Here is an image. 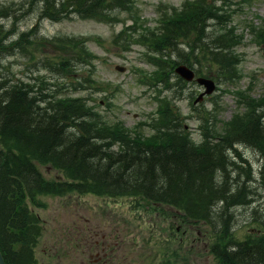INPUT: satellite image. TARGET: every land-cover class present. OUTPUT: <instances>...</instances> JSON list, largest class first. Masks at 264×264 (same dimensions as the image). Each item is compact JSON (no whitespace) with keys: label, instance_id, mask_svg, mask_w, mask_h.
Wrapping results in <instances>:
<instances>
[{"label":"trees","instance_id":"obj_1","mask_svg":"<svg viewBox=\"0 0 264 264\" xmlns=\"http://www.w3.org/2000/svg\"><path fill=\"white\" fill-rule=\"evenodd\" d=\"M135 5V0H25L0 5V19L38 13L29 30L17 32L14 27L5 32L0 26V55L25 57L27 64L57 78L52 83L41 74L29 80L0 75V249L5 261L39 264L35 250L44 227L36 209L47 207L43 197L93 194L134 198L155 209L174 208L180 211L181 223H203L208 229L218 264H264V93L253 98L236 92L238 109L221 125L215 123L218 107L199 112L203 139L197 142L177 104L165 95L158 101L153 132L145 134L119 120L108 122L86 97L63 90L68 83L74 91L84 83L98 85L94 69L84 76L88 68H95L96 55L86 36H41L42 20L61 21L77 14L113 24ZM228 10L216 0H195L181 11L166 12L159 35L148 28V34L137 38L123 32L165 53L164 59L152 57L159 69L154 75L165 88L172 85L173 92L187 86L173 73L178 63L234 82L240 75L236 47L243 34L236 26L228 27ZM258 38L264 41V29ZM179 41L188 51L179 49L176 60L169 49H177ZM49 44L57 49L51 55L43 53ZM238 144L263 160L257 176ZM42 166H51L63 177H45ZM250 205L255 206L249 218L260 232L238 239L236 210Z\"/></svg>","mask_w":264,"mask_h":264},{"label":"rangeland","instance_id":"obj_2","mask_svg":"<svg viewBox=\"0 0 264 264\" xmlns=\"http://www.w3.org/2000/svg\"><path fill=\"white\" fill-rule=\"evenodd\" d=\"M22 1L24 0H0V5ZM183 1L137 0L139 22L147 20L149 26H155L159 17L157 6L160 3L181 7ZM231 2L230 23L237 26L238 32L244 33L242 44L236 48V52L243 57L239 68L243 76L234 84L220 79L217 91L207 97L213 99L203 103L205 108L210 109L211 101L214 103L213 100L216 99L222 107L220 117L225 120L231 118L236 107V95L232 90L251 89L254 96H259L264 90V42L258 40L247 25L248 22L262 25L264 0ZM130 16L127 11L121 13L120 17L126 18L125 25L133 24ZM37 17V12L27 13L18 20L11 15L0 19V26L5 32L14 30V27L17 32H21L31 29L37 22ZM123 26L124 23H102L73 15L61 22L43 20L40 34L49 38L56 35H83L89 38L91 51L99 57L96 60L97 80L118 86V91L111 98L114 103L111 109L101 102L106 97L110 100L107 93H96L88 85L82 87L85 90L75 93L81 96L91 93L100 102L96 105L97 110L109 120L119 119L126 127L132 128L141 122H149L157 102L153 97L155 90L140 81L142 75L138 70L150 71L153 65L145 55L146 48L137 44L126 52L112 41ZM49 45L52 47L46 46L43 50L53 54L57 49L52 44ZM117 65L124 66L126 70H117ZM11 74L28 80L44 74L49 81L54 80L53 73L27 64L25 57L0 55V75ZM211 75L216 76V73ZM66 89L69 90L67 93L73 92L72 87ZM202 90L194 82L180 91L185 98L178 100V105L185 115H189L192 109L190 94L198 96ZM186 122L197 137L199 121L190 117ZM139 127L145 133L152 131L146 125ZM240 150L252 162L254 175L257 176L260 164L258 155L247 147H241ZM42 172L49 179L62 177L52 167L43 166ZM260 196L257 197V204ZM42 200L47 203V207L36 209L44 227L35 250L39 264H218L210 250L208 229L203 223H181L180 211L174 208L158 205L155 209L134 198H110L93 194L46 196ZM250 206H241L236 210L235 235L238 239H244L248 231L254 233V228L257 227L250 222L249 214L255 205Z\"/></svg>","mask_w":264,"mask_h":264},{"label":"water","instance_id":"obj_3","mask_svg":"<svg viewBox=\"0 0 264 264\" xmlns=\"http://www.w3.org/2000/svg\"><path fill=\"white\" fill-rule=\"evenodd\" d=\"M176 71L183 78H185L187 80H192L195 76L194 71L192 69L184 66V65H180L179 67H177ZM197 80L200 84H203L206 87V91L200 95L199 99H201L205 93H211L215 89V83L211 79L199 77ZM0 264H7L1 250H0Z\"/></svg>","mask_w":264,"mask_h":264}]
</instances>
